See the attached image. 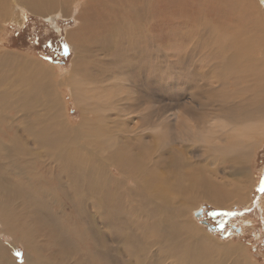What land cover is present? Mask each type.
Masks as SVG:
<instances>
[{
    "label": "bare ground",
    "instance_id": "1",
    "mask_svg": "<svg viewBox=\"0 0 264 264\" xmlns=\"http://www.w3.org/2000/svg\"><path fill=\"white\" fill-rule=\"evenodd\" d=\"M80 2L81 26L68 34L79 123L66 118L51 71L0 50V124L20 122L0 137L6 228L31 264L74 263L85 239L91 264H250L240 246L208 239L186 218L198 199L223 207L247 198L238 175L264 133V0H0V18L76 13ZM179 39L208 50L213 70L197 80L181 55L162 67L161 45ZM94 50L110 58L90 60ZM51 162L61 190L42 198Z\"/></svg>",
    "mask_w": 264,
    "mask_h": 264
},
{
    "label": "rangeland",
    "instance_id": "2",
    "mask_svg": "<svg viewBox=\"0 0 264 264\" xmlns=\"http://www.w3.org/2000/svg\"><path fill=\"white\" fill-rule=\"evenodd\" d=\"M80 3L76 13H73L72 10H70L68 13H62L59 11L51 13L50 15H41L33 11H28L27 9L23 11L20 9L21 11L17 10L14 17L9 15V19L6 20L0 18V20H2L0 21V50L2 51L5 49L18 52L27 56L31 60L39 61L48 71H51L50 73L53 76L54 82L57 84L56 89H58L60 94L66 118L75 124L80 122L81 111L75 103L73 89L69 78L72 76V68L76 56L78 55L76 52L77 45L68 38V34L81 26L79 12L83 5L82 2ZM53 17L55 19H53ZM258 41L259 40H257V42ZM186 43L189 44L187 41ZM263 45L261 46L263 47ZM192 46L193 42L185 47L184 44H181L180 39L175 45H171L169 42L161 45L162 67L169 66L172 61L181 55L185 56L184 59L186 57L189 59L186 58V62L189 69V75L193 78L198 80L203 72H207L208 74L209 71L213 70L212 65L215 63L212 59L213 57L208 58L204 55L208 53L207 49H205L207 51H204V54L200 56L201 54L197 52L196 49L191 51ZM262 47L258 49H262ZM62 49L63 52L60 51ZM56 51H59L61 56H56ZM97 52L98 51L95 50L92 51V55L90 56L92 58H90V60H94V57L103 60L110 58L108 55L105 56L106 51ZM83 59H80V62H82ZM260 59L264 60V56H260ZM56 60H63L64 63L61 64V62H57ZM194 69L196 72L200 70L197 72V75H194V73H196ZM116 81L120 84V87H123L124 85L128 87V81ZM67 83L69 85H67ZM0 113H2L1 110ZM3 122L4 124H0V137H4V129L9 132V128L5 124L10 126L12 130L10 137H13L16 132L14 130L15 126L20 124L19 120L8 118L3 120ZM217 122L220 124V129H226L227 122L220 119L219 121L217 120ZM14 123L17 124L12 126ZM250 123H253V121H250ZM4 138L8 139L9 137L6 136ZM261 139L260 144L254 147L252 157L248 161L245 170L238 175L242 177V182L246 186L243 187V190L245 189L247 192V198L241 200L240 197L234 196L226 201L223 204V207L214 206L205 198L198 199V201H193L191 205H188L190 209L187 210L186 218L189 225L206 235L208 239L222 246H240L244 250V256L247 262L250 264H264V133L261 135ZM40 151L42 156L46 155L44 150ZM50 159L51 157L48 155L40 158V160L47 162H50ZM51 164L52 165H46L51 171H47V173L45 172L46 174L43 175L47 177V181L45 182L43 180L41 183H37V186L40 185L41 187V190L37 191L42 198H48L49 194H56V189L61 190L60 183L55 179L59 170L56 168V164L53 165L52 162ZM39 165L40 164L37 162L36 165H33L32 167L35 169L38 168L39 170ZM40 174L42 175L43 173ZM235 175L237 176V174H222V177L224 176V178L233 181L236 180ZM243 179L245 181H243ZM25 185L27 184H24V186ZM234 189L237 188L234 187ZM26 194L25 197L29 199H35L38 195V193L36 194L30 191ZM55 197L60 196L55 195ZM41 201L43 202V200ZM52 204L54 206V203H48L47 207L49 210H51L50 208H52ZM202 208H205L206 210L207 218L204 219L209 221V227L203 224L200 217L197 218L195 216L196 212H199V209ZM40 210L44 211L41 207V203ZM74 219V216L70 218L68 226L71 228L74 226ZM212 225H214L217 230H213L211 228ZM232 225H235V228L232 227ZM237 227H241L243 230L247 231H245V233L239 232ZM15 237L14 234L8 231L5 223L2 221V216H0V264H31L28 260L26 254L27 251L25 249L26 246L23 240L18 234L17 237ZM78 248L80 251L72 260L74 263L71 264H77L76 262H78V264H91L92 258L87 246V239H85V241L80 240L78 242Z\"/></svg>",
    "mask_w": 264,
    "mask_h": 264
},
{
    "label": "flooded vegetation",
    "instance_id": "3",
    "mask_svg": "<svg viewBox=\"0 0 264 264\" xmlns=\"http://www.w3.org/2000/svg\"><path fill=\"white\" fill-rule=\"evenodd\" d=\"M61 52H63V49L62 50H60ZM61 53L59 52V51H56V56H61L60 55ZM57 62L59 61V62H61V64H63L64 63V61L63 60H56ZM202 211H201V216H200V218H201V220L202 221H205V222H207L208 223V225H206L207 227H209L210 226V223H209V221H207V220H205L204 218H207V213H206V210H205V208L203 209H201ZM205 225V224H204ZM232 227H234L235 228V225H232ZM211 228L213 229V230H217V228L214 226V225H212L211 226ZM238 228V227H237ZM245 231H247V230H243L242 229V233H245ZM249 232V231H248Z\"/></svg>",
    "mask_w": 264,
    "mask_h": 264
},
{
    "label": "water",
    "instance_id": "4",
    "mask_svg": "<svg viewBox=\"0 0 264 264\" xmlns=\"http://www.w3.org/2000/svg\"><path fill=\"white\" fill-rule=\"evenodd\" d=\"M201 211H202V210L199 209V212H196L195 216H196L197 218H199V217L201 216ZM202 222H203V224L208 225L207 222H205V221H202ZM237 229H238L239 232H242V228H241V227H238Z\"/></svg>",
    "mask_w": 264,
    "mask_h": 264
}]
</instances>
